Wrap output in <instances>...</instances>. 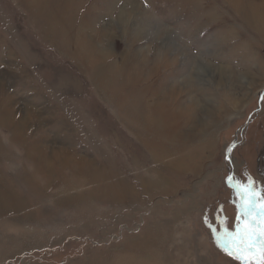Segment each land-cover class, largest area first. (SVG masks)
I'll use <instances>...</instances> for the list:
<instances>
[{
	"label": "rangeland",
	"instance_id": "obj_1",
	"mask_svg": "<svg viewBox=\"0 0 264 264\" xmlns=\"http://www.w3.org/2000/svg\"><path fill=\"white\" fill-rule=\"evenodd\" d=\"M249 181L264 0H0V264H240Z\"/></svg>",
	"mask_w": 264,
	"mask_h": 264
},
{
	"label": "snow or ice",
	"instance_id": "obj_2",
	"mask_svg": "<svg viewBox=\"0 0 264 264\" xmlns=\"http://www.w3.org/2000/svg\"><path fill=\"white\" fill-rule=\"evenodd\" d=\"M231 182L229 178V183ZM253 184L254 182L249 181L244 186L236 185L237 193L241 197L239 223L235 233L227 234L231 246L225 250L240 264H264V189L260 190L261 194L257 197ZM258 203L262 205L259 210L256 209ZM249 254L251 258L246 259Z\"/></svg>",
	"mask_w": 264,
	"mask_h": 264
},
{
	"label": "bare ground",
	"instance_id": "obj_3",
	"mask_svg": "<svg viewBox=\"0 0 264 264\" xmlns=\"http://www.w3.org/2000/svg\"><path fill=\"white\" fill-rule=\"evenodd\" d=\"M137 120H138L137 122L141 123L143 119L141 118V116H139L137 117Z\"/></svg>",
	"mask_w": 264,
	"mask_h": 264
}]
</instances>
